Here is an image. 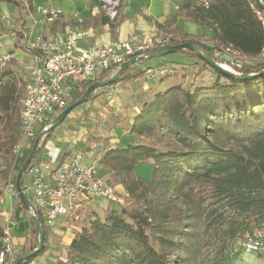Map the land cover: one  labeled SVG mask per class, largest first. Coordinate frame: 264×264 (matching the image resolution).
Listing matches in <instances>:
<instances>
[{
    "label": "trees",
    "instance_id": "trees-1",
    "mask_svg": "<svg viewBox=\"0 0 264 264\" xmlns=\"http://www.w3.org/2000/svg\"><path fill=\"white\" fill-rule=\"evenodd\" d=\"M8 1L21 6L18 0ZM207 1L208 6L198 0H181L179 9L187 20L209 29L213 36L170 28L168 34L178 38L175 44L190 42L216 61L202 40L232 45L251 59L260 55L264 24L259 14L264 16V10L257 0ZM108 22L115 34L119 21ZM0 30L15 33L16 47L24 48L20 42L23 32L6 29L1 19ZM181 51L210 67L196 53ZM133 67L108 86L138 77V73L131 74ZM263 68L245 66L239 71L249 74ZM211 69L216 74L212 84L189 89L177 83L152 94L133 118L129 133L135 136L134 142L102 152L101 168L114 173L138 206L109 207L104 218L92 214L90 225L76 234L66 258L56 264H211L209 253L215 251L223 260L232 243L253 225L264 227V75L238 79ZM25 83L15 59L0 65V199L15 164L14 147L21 139ZM90 85H78L73 101ZM147 161L152 162L149 181L136 173V167ZM16 177L14 173L15 184ZM20 205L35 230L26 232L25 244L30 248L13 264L39 243L35 222L21 201ZM89 218L88 214L85 221ZM44 229V248L23 264L47 251L49 232ZM4 236L0 223V249Z\"/></svg>",
    "mask_w": 264,
    "mask_h": 264
},
{
    "label": "built area",
    "instance_id": "built-area-1",
    "mask_svg": "<svg viewBox=\"0 0 264 264\" xmlns=\"http://www.w3.org/2000/svg\"><path fill=\"white\" fill-rule=\"evenodd\" d=\"M104 6L108 18L113 21L118 17L123 0H99ZM208 6L207 0H198ZM48 21L62 17V12L54 8L38 9ZM259 14V13H258ZM264 24V16L259 14ZM90 35L89 30H69L65 38L46 39L40 37L27 44L33 50V65L25 84L23 106L21 111V139L14 147L15 164L13 165L4 194L10 203L14 198L21 201L16 184L13 181L14 169L18 167L25 152L32 149L41 131L47 130L54 119L73 101L78 85L100 81L114 74L120 66L134 57L148 55L154 49L175 45L178 40L174 35L145 36L134 33L127 39L83 48L80 41ZM201 43L211 50L217 62L228 69L239 72L251 59L229 44H220L212 40ZM205 50V49H204ZM0 62V65L6 63ZM256 59L264 60V48ZM139 64V63H138ZM136 66V65H135ZM176 67L164 64L148 67L142 73L147 79L163 78L174 74ZM47 136V135H46ZM41 140L39 148H46L48 159L37 162L38 154L29 165L31 175L29 183L23 187L31 204L29 215L39 216L43 227L49 232L64 226L65 231L76 235L83 228L88 212L95 201L105 200L119 205L125 204L127 194L122 193L118 184H114L101 172L96 163H85L82 153L61 154L55 144ZM14 209L11 208L12 212ZM5 236L0 249V264H13L21 254L14 243L11 219L6 223ZM262 228L249 236L245 243L248 251H264V234Z\"/></svg>",
    "mask_w": 264,
    "mask_h": 264
},
{
    "label": "crops",
    "instance_id": "crops-1",
    "mask_svg": "<svg viewBox=\"0 0 264 264\" xmlns=\"http://www.w3.org/2000/svg\"><path fill=\"white\" fill-rule=\"evenodd\" d=\"M18 1L21 2L20 7L8 0H0V19L6 29L23 32L25 37L20 42L24 48L16 47L17 37L15 33L8 31L2 34L0 30V62L4 61L5 58H8L6 60L7 63L10 59H15L21 75L26 82L33 65V53L26 49L27 44L36 41L40 37L46 39L65 38L68 31L71 29H85L90 31V35L80 41V45L83 48L108 43L114 40L127 39L134 33L142 37L159 35L164 30L168 33L167 30L170 28L174 30L181 28L184 33L194 36H213L209 29L187 20L184 15L180 14L179 6L181 0H123L122 7L120 8V16L117 19L119 25L115 34L112 32L111 23L108 22L110 19L106 14L104 6L99 0ZM40 7L58 9L62 12V17L54 21L45 20V16L38 11ZM29 56L31 59L28 58ZM192 61L200 62V60L193 58ZM135 67L136 66L133 67L131 74L139 73L135 70ZM138 77L140 76L138 75ZM164 83L161 89H159L160 91H164L170 86L168 82ZM112 87L114 86H111V89ZM150 87L148 82H145L143 91L149 90ZM125 89L127 88L124 85V87L120 88V91L122 92V90ZM105 91H109V89H104V92ZM151 96L152 94H148V97L145 98L144 101L138 103L134 102L138 97L135 98L133 95L128 97V102L133 106V109H130L132 110L131 113L133 116L124 129L118 130L117 135L112 136L115 140L109 147H117L119 145H126L134 142L135 136L129 133L133 118L139 113L144 102L148 101ZM118 107L120 108V106ZM9 202V196L3 194L0 207H8L7 204ZM6 211L7 210L0 209V214H4ZM20 211V214L23 215L22 208ZM32 225L30 220L17 222L15 226L11 223L14 243L21 250V253L24 252L23 249L26 246V232L31 231ZM74 237V235L65 231L64 226H59L55 231L49 232L47 251L31 263H53V259L59 257L57 252L59 250L58 245L66 244L69 246ZM65 258L60 257L59 259Z\"/></svg>",
    "mask_w": 264,
    "mask_h": 264
},
{
    "label": "rangeland",
    "instance_id": "rangeland-1",
    "mask_svg": "<svg viewBox=\"0 0 264 264\" xmlns=\"http://www.w3.org/2000/svg\"><path fill=\"white\" fill-rule=\"evenodd\" d=\"M122 7V4L120 8ZM180 12V10H179ZM184 15V12L180 13ZM120 16V10L118 17L115 18L117 20ZM185 16V15H184ZM46 20V19H45ZM113 20V21H115ZM170 35L165 32V30L159 35L153 36H166ZM173 35V34H172ZM31 59V57H28ZM165 58V59H162ZM194 59V58H193ZM164 60V61H162ZM31 61V60H30ZM164 64L165 66H175L174 74L165 76L163 78H155V79H147L143 75V71L148 67H155L157 65ZM264 65V61L262 59H249L247 62L248 67L260 68ZM135 70L140 74L138 78L135 80L132 79L130 81L122 82L114 87L107 86L101 87L96 90L94 98H92L87 103H84L80 106H77L73 111L65 118L63 122H61L54 131L50 134V136H46V140H49L51 144H55L57 147L61 149V154H65L67 152H71L75 154L80 152L84 156L85 163H96L99 164V159L101 157L102 152L108 148L110 145L114 143L112 136L117 135V131L124 129L127 125L131 117L133 116L130 110L133 109L132 104L128 102V97L132 96L137 98L134 101L135 103L144 101L145 98L148 97V94H154L157 91H160L164 82H168L170 85L172 84H182L183 86L194 89L199 85H209L212 84L216 78L215 72L210 68L200 62H193L192 58L188 56V54L182 52L181 50L163 57H157L150 60H143L139 64H136ZM20 72V70H19ZM24 73V72H23ZM21 74V72H20ZM142 76V77H141ZM148 82L150 89L143 91L144 83ZM26 84V83H25ZM126 86L127 89L120 91L121 87ZM24 89L22 91V97L24 96ZM104 89H109V91H105ZM115 103V104H114ZM23 104V102H22ZM120 106V108L118 107ZM119 108V109H118ZM121 109V110H120ZM41 151V148H40ZM28 151L25 152V155ZM48 159L47 149L44 148L38 154L36 160L37 162H45ZM34 162V161H33ZM151 161H147L146 163L139 164L136 167V173L139 177H141L145 181H149L152 179V166ZM21 166V165H20ZM19 167L14 169V173L17 174ZM28 169V168H27ZM103 175L110 179L114 184H118L114 173L105 168H101ZM26 173V174H25ZM10 174V173H9ZM25 184L29 183V179L31 175L25 171ZM24 176V175H23ZM9 178V175H8ZM7 178V181H8ZM6 181V183H7ZM14 181V178H13ZM119 189L122 193H126L124 187L121 184H118ZM25 186V185H24ZM6 188V184L4 186V191ZM17 188V187H16ZM4 194V193H3ZM127 194V193H126ZM28 199H32V194L28 193ZM3 197V196H2ZM1 197V199H2ZM0 199V204H1ZM95 208H91L88 212L89 219L84 220L83 226H89L90 220H93L91 215L97 214L100 218H104L106 214L107 208H116V207H127L130 209L137 208V204L131 197H126L125 204L118 205L116 203L105 201V200H97L95 201ZM8 207L1 206L0 209L7 210L6 213L0 214V223L5 226L7 221L11 219L12 225L15 226L17 222L30 220L29 216H25L20 214L21 205L20 201L14 198L13 203H8ZM11 208L14 210L12 212ZM23 212V211H22ZM13 226V229H14ZM12 228V227H11ZM264 234V227H261ZM257 226H252V229L247 232L245 235L236 239L229 250L225 253L228 258L226 264H264V251L261 253L258 252H250L246 249L245 243L249 239V236H253V233L257 232ZM35 227L32 225L31 231H34ZM76 236V235H75ZM29 246H25L23 249L28 250ZM58 255L59 257H55L53 259V263L56 264L60 260V257L65 258L67 256L68 246L66 244H59ZM23 253V252H22ZM61 254V255H60ZM225 258V259H226ZM207 259L211 264H220L225 261L222 260L220 256H216L215 251H212L207 255ZM57 261V262H56ZM31 264H34L31 263ZM37 264H46L44 262H40Z\"/></svg>",
    "mask_w": 264,
    "mask_h": 264
},
{
    "label": "water",
    "instance_id": "water-1",
    "mask_svg": "<svg viewBox=\"0 0 264 264\" xmlns=\"http://www.w3.org/2000/svg\"><path fill=\"white\" fill-rule=\"evenodd\" d=\"M257 3L260 6V8H262L264 10V3L262 2V0H257ZM180 50H190V51L196 53L211 68H213V69H215L221 73H224L228 76L234 77V78L254 79V78H257L261 75H264V68L260 72H253V73H249V74L243 73L242 71L234 72V71L228 69L226 66L220 64L216 60H214V58H212V56L206 50H204L203 48L198 47V46H196L190 42H183L180 44L168 45L166 47L157 48V49L150 51L148 53V55L140 56V57H134L130 60H127L110 77L91 83V85L87 88L86 92L83 94V96L81 98L70 103L61 112V114L54 119L51 126L47 130L41 131L38 134L30 153L28 154L26 159L21 164V166L17 172V177H16L17 191H18L19 197L21 199V202L23 204V207L25 208V210L27 212H30L31 204H30V202H29V200H28V198H27V196L23 190L22 179H23L24 172L27 170V168L33 162V160H35V158L38 154L39 145H40L41 140L46 135H48L51 131H53L61 122H63L65 120V118L73 111V109H75L77 106H80V105L84 104L85 102H87L90 95L92 94V92H94L98 88L106 87V86L114 83L119 77H121L123 75V73L129 67H132V66L142 62L143 60H150V59H154L157 57H163V56L178 52ZM32 218H33L35 225H36L38 232H39L38 246L35 249H33L32 251H30L27 254L20 257L16 261L15 264H23L28 259H30L31 257L38 254L45 246V229L41 223V220H40L39 216H33Z\"/></svg>",
    "mask_w": 264,
    "mask_h": 264
},
{
    "label": "clouds",
    "instance_id": "clouds-1",
    "mask_svg": "<svg viewBox=\"0 0 264 264\" xmlns=\"http://www.w3.org/2000/svg\"><path fill=\"white\" fill-rule=\"evenodd\" d=\"M135 66V65H134Z\"/></svg>",
    "mask_w": 264,
    "mask_h": 264
}]
</instances>
